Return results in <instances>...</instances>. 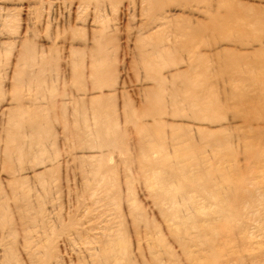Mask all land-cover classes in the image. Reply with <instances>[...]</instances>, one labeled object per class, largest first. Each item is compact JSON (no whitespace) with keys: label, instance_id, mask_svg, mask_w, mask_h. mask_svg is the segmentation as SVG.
<instances>
[{"label":"rangeland","instance_id":"obj_1","mask_svg":"<svg viewBox=\"0 0 264 264\" xmlns=\"http://www.w3.org/2000/svg\"><path fill=\"white\" fill-rule=\"evenodd\" d=\"M186 1L162 0L149 8L144 0H0V197L8 210V223L0 218V264H96L109 243L115 250L125 248L118 250L121 264H193L187 252L201 258V264H212L197 236L203 230L218 233L215 263L264 264V163L257 162L264 159V0ZM102 34L110 40L100 62L108 73L98 90L88 72ZM24 43L36 55L26 65L20 58ZM189 50L212 54L205 67L192 69L186 63ZM151 57H157L161 67L170 66V71L163 68L162 77L176 71L177 77L203 87L211 109L207 121L194 117L195 110L181 106L172 111L166 106L167 115L161 116L165 146L157 145L139 158V131L127 123L124 106L136 117L157 110L147 98L156 89L145 67ZM38 60L50 63L41 96L34 85L15 83L21 71L35 74ZM76 78L82 89L76 88ZM100 93L104 107L114 108L125 141L109 149H78L75 141L87 140L84 127L94 130L98 122L91 117L88 126L71 125L77 116L74 106L87 105ZM164 93L163 98L168 90ZM39 117L47 120L42 135L52 139L38 148L31 129L23 127L25 151L16 157L15 146L8 157L11 131ZM142 119L151 125L149 117ZM67 129L76 132L75 138L68 137ZM173 132L182 136L184 132L189 140L170 142L167 134ZM204 135L229 139V149L215 153L202 147L197 157L205 166L217 165L209 177L216 179L221 193L211 198L206 192L188 191L186 197L175 193L174 207L180 208L185 198L188 206L206 212L224 207L231 217V232L221 219L206 222L205 215H194L193 228L186 231L185 224L187 229L182 230L183 220L171 216L172 205L153 196L155 177L163 175L160 169L153 165L140 175L136 165L156 162L159 153L200 146ZM189 155L185 150L184 157ZM91 166L96 167L95 187L89 182ZM227 192L234 204L227 203L232 201ZM161 209L169 216L164 217Z\"/></svg>","mask_w":264,"mask_h":264},{"label":"bare ground","instance_id":"obj_2","mask_svg":"<svg viewBox=\"0 0 264 264\" xmlns=\"http://www.w3.org/2000/svg\"><path fill=\"white\" fill-rule=\"evenodd\" d=\"M144 1L147 3L149 8H153L154 6H158L160 1H162V0H144ZM185 2H187V1L185 0ZM163 18L167 19L165 17H163ZM160 19H162V18H160ZM178 28H180V27H178ZM178 28L176 27V29H178ZM181 30L178 29L179 32ZM102 35L98 36L97 37L98 39L95 37L97 39L96 40L97 41V43H96L97 47L92 52V55L94 56V61L89 66V72H88L89 79L91 80L92 85H94V87L98 90H101V88L104 87V85L106 83L105 77L108 73L107 68L103 67L100 64V62L102 60L104 61L105 49L107 48L110 40H108L109 38L106 39L104 37V35L103 36ZM191 37H193V36H191ZM22 48H23V51L20 55L21 56L20 58H21V60H23V62L26 65V64H28L27 59H31L32 57H35L36 55L33 52L34 50H32L33 48L28 43L27 44L24 43V46ZM0 51H2V50L0 49ZM211 54H212V51L205 52V53H199L197 51L191 50L189 52V58H188L186 63L192 69L203 68L206 66L207 62H209V58H210ZM18 57H19V55H18ZM149 57H150V55H149ZM32 59L34 60V58H32ZM39 60H38L37 72L35 74L33 72H30V71H21L16 75L15 83L17 84L18 87H20L23 84H27L29 86L34 85L35 90H36V94L41 96V95H44L46 92L45 86H43V82H45L46 69L50 63L49 64L47 63L48 65L47 64H40ZM73 61H75L74 63H76L78 61V58L75 60L73 59ZM73 61H71V62L73 63ZM168 64H170V63H168ZM143 65H144V63H143ZM145 67L149 71V78H151V80L154 82V85H155L154 88H156L151 93L147 94V96H148L147 98L149 100V105L156 107L157 110L155 112H149L148 114L143 116V117H149L150 118L151 125H146V124L144 125V123H142L143 117H138V116L136 117L133 113H131L129 111L127 106H124V108L127 109V110H125L127 113V117H126L127 123L134 125V127H137V129L139 131V133L137 135L138 136L137 137V145L139 147V158L140 157L145 158V157H143V155L149 154L157 145L165 146L166 143L164 142V139L166 138V132L164 131L163 126H165V125L162 124V117L161 116L167 115L166 106H170V108H173L172 111L177 110V108L179 109V107H181V106L187 110H195L194 111L195 112L194 117L201 119V120H207V121H209L208 114H209L210 109H211L210 101L207 98L206 93L203 92V87H201L199 84H197L196 81L193 83H190V82L188 83L186 80L183 79L182 76L177 77L176 71H174V73H172L168 77L167 76L162 77L161 73L163 71L165 72V70H166L165 68H167L168 71H170V69H169L170 66L161 67L160 62H159L157 57H156V59H155V57H151L148 60V62L146 63ZM75 68H77L76 65H75ZM163 68L165 70H163ZM74 70L77 73V70L76 69H74ZM109 72H110V70H109ZM74 76L77 77L78 75L76 74ZM75 77H74V80H75ZM179 77H180V79L182 78V80L178 84L177 81L179 80ZM81 87H82V82L79 80V78H76V88L80 89ZM167 90H168V95L163 98L162 95L165 94L164 92H166ZM156 92L159 94H157ZM185 94H186V96H185ZM101 95L102 94L100 93L99 97L89 99V104H87V105H84L83 103H81L82 106H81V104H77L76 106H74L76 108L75 111L77 112V116L75 115V117L77 119L76 118L73 119L75 121H73V123H71V125L72 124L73 125L74 124H76V125L80 124V125L86 126L88 124V120L91 117L98 122L97 125H96V123H94L97 126L96 128H95V126L92 128L94 130H86V127H84L87 140H86V142H82V141H78V140L75 141V145L78 149L79 148L80 149H86V148H90V149L106 148V149H109V148H112V147H114L120 143L122 144V142L125 141V132H123L118 127L117 120L113 116V109L114 108L112 106H107V107L105 106L106 107L105 108L103 101H101V97H102ZM51 98H53V97H51ZM17 99H20V97L18 95H16V101H17ZM17 104H18V102H17ZM18 106L20 107V105H18ZM16 109H17V107H16ZM60 109L62 110L63 108L61 107ZM20 110H21V108H20ZM172 111H170V112L172 113ZM18 113L20 114V112H18ZM171 113H169V114H171ZM11 115H12V113H11ZM12 117H14V116H12ZM20 117H21V115H19V118ZM39 118L40 119H37L33 123L25 122V124H24V123L20 122L21 128L16 126L17 128H15L11 131V133L7 137L9 145L6 148V154L8 157H10L11 155H14L13 151H14L15 146H18V149H17L18 153H16V157L25 151V149L22 147V137L20 135L23 127L31 129L32 142L34 144H36L38 148H42L44 146V144L48 140H50L49 138L52 139L51 135H49V136L47 135L48 137H45L44 135H42V131L47 129V127H46L47 120L42 119L41 117H39ZM46 118H47V116H46ZM19 121H20V119H19ZM19 121H18V124H19ZM15 123H17V121ZM63 123H64V130H65V128L66 127L68 128V126L65 127V122H63ZM66 125H67V122H66ZM147 126H151V127H147ZM78 127H79V125H78ZM80 128H78V130ZM75 129H76V127H75ZM108 129H110L112 131V134H109ZM34 132L36 134H34ZM67 132H68V137L75 138L74 135L76 134V132L74 133V135L72 134L71 131H68V129H67ZM184 132H186V130ZM184 132H182L183 136L180 135L179 133H176V132L169 133V135L167 134V138L170 140V142L172 141L175 144L180 143L182 139H186V138L188 141L189 140L187 137L188 134L185 135ZM34 135H35V137H34ZM208 137L209 136H207V135L202 136V141L200 140L201 141L200 146H196V147L194 145L184 146V147H182L184 149H182L181 152H173L172 154H169V153H166L163 151H162L163 154H160L159 153L160 151H159L158 153H159V156H161V157L156 162L144 160L140 163V165L137 163H136V165L138 167L140 175L144 174L145 171H148L149 167L153 166V165H156L160 169V171L162 172L163 175L155 177L156 183L158 185H157V188L152 190L153 196L155 197L157 202H168L169 204L172 205L174 211H173V213H171V216L172 217L174 216L177 219L183 220L184 226H183L182 230L185 231L187 229L185 224L188 227V230H186V231H189V230H191V228H193V217H194V215H205L208 218L206 220V222H211V221L221 219L223 221L222 226L227 231L231 232L232 224L229 222L231 217L226 215V213L224 212V207L222 209H219V210L214 211V212H206L205 210L200 209L198 207L188 206V202H189V201H187L188 198L181 200V201L185 200L186 202H184L180 206V208L174 207L177 204V195H176L177 193L180 194V197L181 196L186 197L185 195H187L188 191H197V192H204V193L206 192V195L209 198L215 197L214 194H220L221 193L220 192L221 189L219 190L216 179H213V178L210 179V177H209L210 172L213 170V168H216L217 165L212 166V167L205 166L204 165L205 162L200 163V160L197 159V157L201 154V152L203 150L202 147H208V148L212 149L215 153H217L218 150L222 147L229 149L230 148L229 143H228L229 139L224 137L221 140H212L211 137L210 138H208ZM15 142H17V144H14ZM185 143L187 144L188 142H185ZM185 150H188L191 153V155H189L188 157H184V151ZM191 151H197V153L192 154ZM137 156H138V153H137ZM16 159L18 160V158H16ZM136 159L137 158H134L135 161H136ZM263 161H264V159L258 160L257 162H261L263 164L264 163ZM191 168L194 169V171H196V175H189L188 174V172L190 170H192ZM95 171H96V167L93 166L92 167V176L89 178V182H90L91 186H93V187H95L94 184L97 181L95 179V174H96ZM230 174H231V172H230ZM90 184L88 186H90ZM14 193H16V188H14ZM227 193H228L227 197L230 196V198H231L232 196L230 195V193L229 192H227ZM227 200H229V198L226 199V202H227ZM227 203L234 204V200L232 199L231 202L229 201ZM113 205L116 206V203L113 202ZM6 209H7L6 202L3 201L2 198L0 197V218H2L3 224L8 223V221L6 220V218H7L6 212H8V210L6 211ZM178 210L179 211L181 210L180 212H181V214H183L182 216L177 214ZM161 213L164 217H167L170 214L167 209H161ZM198 235H199V237H201V240L204 243V250H207L208 254H211L209 258L207 257L208 260L210 262H212V264H217L214 262L215 252L213 249L216 245V241H218V240H216L218 233L217 232H207L206 230H203L199 234H197V236ZM176 236H177V239H180V240L183 239V236L180 234V232H179V234L176 233ZM260 240H261V238H260ZM189 242L192 243L191 240H189L188 243ZM111 246H112V244L109 243V248H105V250H103V253H101V255L97 258V260L95 262L96 264H121L119 262L120 260L118 259V255H119L118 250L123 249V251H124L125 248L124 247L123 248H117V250H115L114 248H111ZM260 247H262V246H260ZM8 251H10V250H8ZM187 257L186 258L190 259L193 262V264H201V260H200L201 258L199 259V258L192 257L190 252H187ZM256 260H257V258H256ZM233 264H235V263H233ZM260 264H261V262H260Z\"/></svg>","mask_w":264,"mask_h":264}]
</instances>
